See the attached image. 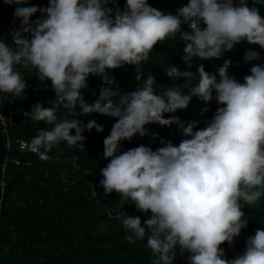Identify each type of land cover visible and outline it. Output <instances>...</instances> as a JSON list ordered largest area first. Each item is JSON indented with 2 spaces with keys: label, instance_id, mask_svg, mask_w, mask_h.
Returning a JSON list of instances; mask_svg holds the SVG:
<instances>
[{
  "label": "clouds",
  "instance_id": "1",
  "mask_svg": "<svg viewBox=\"0 0 264 264\" xmlns=\"http://www.w3.org/2000/svg\"><path fill=\"white\" fill-rule=\"evenodd\" d=\"M114 2L48 0L40 8L24 6L30 0H5L18 5L14 15L21 24L10 34L12 47L0 40V93L20 97L25 92L20 65L35 69L39 81H50L56 97L51 107L37 103L24 113L53 127L40 129L28 143L21 141L20 148L42 160L62 141L83 151L84 131L102 132L103 127L75 117H115L103 140L109 162L101 169L100 184L106 196L115 192L148 217L142 221L124 211L115 217L130 244L147 238L155 264H173L177 252L188 264H264V229H257L243 253L232 259L225 258L221 247L234 244L248 226L244 206L264 195V65H253L243 82L229 75L230 59L219 67L218 76L202 63L197 72L190 70L194 57L219 59L241 43L264 49V15L249 0H187L174 13L152 7L149 0H126L123 9L115 10L108 6ZM37 13L40 17L33 22ZM178 34L185 41L182 59L188 70L169 65L165 71L171 79L184 78L188 91L168 88L158 93L155 77L145 79L141 65L160 42L175 41ZM259 57L249 49L244 59ZM126 65L136 67L138 87L121 95L109 70ZM90 77L103 82L91 103L82 94ZM193 97L219 105L204 128L165 118L187 109ZM61 108L74 118L58 120ZM174 123L185 137L178 146L161 140L163 146L156 150L141 144L120 151L123 141L149 135L148 125Z\"/></svg>",
  "mask_w": 264,
  "mask_h": 264
},
{
  "label": "trees",
  "instance_id": "2",
  "mask_svg": "<svg viewBox=\"0 0 264 264\" xmlns=\"http://www.w3.org/2000/svg\"><path fill=\"white\" fill-rule=\"evenodd\" d=\"M186 2L187 0H149L152 7L165 13H174ZM125 3L126 0H115L108 6L114 10L117 7L123 9ZM24 6L43 8L48 6V0H30ZM249 6L258 8L261 15H264V0H249ZM39 17L40 13H37L31 19L34 22ZM20 24L19 19H14L7 11L0 9V40L10 46V34ZM185 46V41L178 34L175 41L160 42L152 50L149 61L141 65L145 79L148 74L155 77L158 93L168 88H178L185 93L188 91V83L184 78L171 79L165 71L169 65L188 70L182 59ZM249 49L260 53L258 60L245 61V53ZM226 59L231 60L229 75L243 82L253 65H264V49L258 45L241 43L223 53L219 59L201 61L194 57L190 70L197 72L202 63L206 71L218 76V69ZM16 67L25 78V92L20 97L0 93V98L12 101L13 108L23 107L28 111L37 103L46 108L51 107L56 97L50 81H39L38 73L33 68L24 69L20 65ZM109 75L116 80L121 95L138 87L135 79L137 70L133 65L109 70ZM192 83H195V79ZM87 84L88 87L82 90V94L91 103L98 99L103 82L99 77H90ZM218 107L215 101L206 104L193 97L187 109L165 114V118L177 117L185 126L197 122L198 128H204L206 121L211 120ZM80 111L77 106L76 112ZM57 117L58 120L74 118L63 108L58 110ZM75 118L84 124L95 121L103 127L102 132L95 128L84 131L83 151L79 146L73 148L63 141L53 146L47 160L40 159L26 149L19 151L14 146L6 150V155L18 159L19 164L9 162L4 175L0 173V179L3 178L5 182L0 196V264H155L157 257L146 246L147 238L130 244L125 238L128 233L115 219L123 211L129 215H139L142 221L148 217L138 212L134 204H125L115 192L106 196L100 184L101 169L109 162L103 155V140L110 134L116 118L100 113L77 115ZM52 127L53 125L43 121L34 122L27 117L25 121L17 120L12 126V132L30 142L40 129L50 130ZM147 127L149 135H137L131 142L123 141L120 151L141 144L156 150L163 146L161 140H170L178 146L185 138L182 129L175 123L171 126L151 124ZM243 211L248 226L242 230L234 244L226 242L221 246L227 259L242 254L247 239L257 229H264V195L254 205H245ZM173 264H188V261L186 256L177 252Z\"/></svg>",
  "mask_w": 264,
  "mask_h": 264
},
{
  "label": "built area",
  "instance_id": "3",
  "mask_svg": "<svg viewBox=\"0 0 264 264\" xmlns=\"http://www.w3.org/2000/svg\"><path fill=\"white\" fill-rule=\"evenodd\" d=\"M18 5L5 3V0H0V9L7 11L14 19H18L15 15V9ZM20 20V19H19ZM20 26L16 30L19 29ZM13 46L11 42L10 47ZM25 112H28L27 109L23 107H12V101H4L0 98V131L4 139L5 151L0 161V173L3 176L6 166L9 162H14L16 165L19 164V160L11 158L6 155V150L12 148L13 146L19 150L24 151L25 149L20 148V142L28 143L27 140L21 136H17L12 132V126L16 123L17 120L25 121L27 117L24 115ZM5 182L0 179L1 191Z\"/></svg>",
  "mask_w": 264,
  "mask_h": 264
},
{
  "label": "water",
  "instance_id": "4",
  "mask_svg": "<svg viewBox=\"0 0 264 264\" xmlns=\"http://www.w3.org/2000/svg\"><path fill=\"white\" fill-rule=\"evenodd\" d=\"M5 151V144L4 139L2 137L1 131H0V161ZM0 196H1V186H0Z\"/></svg>",
  "mask_w": 264,
  "mask_h": 264
}]
</instances>
